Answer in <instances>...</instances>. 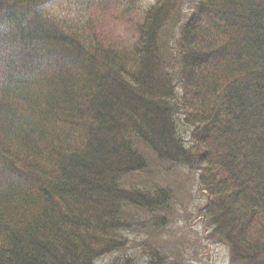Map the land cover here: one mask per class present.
I'll use <instances>...</instances> for the list:
<instances>
[{"label":"trees","instance_id":"16d2710c","mask_svg":"<svg viewBox=\"0 0 264 264\" xmlns=\"http://www.w3.org/2000/svg\"><path fill=\"white\" fill-rule=\"evenodd\" d=\"M150 1L0 0V264H192L127 234L171 221L175 185L124 188L156 161L264 264V0ZM117 2L145 11L126 48L53 13Z\"/></svg>","mask_w":264,"mask_h":264},{"label":"rangeland","instance_id":"374dc122","mask_svg":"<svg viewBox=\"0 0 264 264\" xmlns=\"http://www.w3.org/2000/svg\"><path fill=\"white\" fill-rule=\"evenodd\" d=\"M143 8L144 6L140 5L135 7L129 3L117 2L97 7L84 14L80 13L81 7L77 5L68 10L56 5L53 13L61 19L65 18L67 25L82 21L79 23L81 29L93 32L105 43L119 41L126 48L135 43L138 36L136 28L142 23L145 12ZM167 33L172 34V31ZM152 168L157 172L159 180L154 181L152 175L147 174L130 176L125 179L124 188L152 189L157 183L175 185L176 190H172L175 194L167 211L171 221L164 228L154 229L140 224L135 233L128 231V236L138 242L132 245L134 247L140 245L142 249L141 245L148 242L150 246L159 249L167 256L170 262L176 259L175 254L180 251L188 258H193L192 264H227L230 259L229 248L220 241L214 239L210 242L206 238L208 231L205 223L207 222L203 216L200 217L205 204L204 195L197 193L192 180L193 175L189 170L182 168L168 169L165 164L157 161L151 166ZM109 261V259L101 260L98 264H108Z\"/></svg>","mask_w":264,"mask_h":264}]
</instances>
